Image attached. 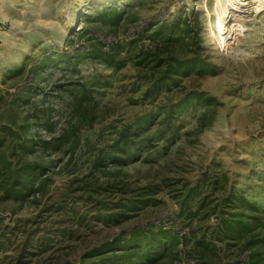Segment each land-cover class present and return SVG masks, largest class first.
<instances>
[{
  "label": "rangeland",
  "instance_id": "rangeland-1",
  "mask_svg": "<svg viewBox=\"0 0 264 264\" xmlns=\"http://www.w3.org/2000/svg\"><path fill=\"white\" fill-rule=\"evenodd\" d=\"M216 22L215 0H0V162L43 166L23 200L0 175V264L119 262L159 229L152 264H262L264 10ZM177 61L201 67L162 78ZM241 212L253 237L227 234Z\"/></svg>",
  "mask_w": 264,
  "mask_h": 264
},
{
  "label": "trees",
  "instance_id": "trees-1",
  "mask_svg": "<svg viewBox=\"0 0 264 264\" xmlns=\"http://www.w3.org/2000/svg\"><path fill=\"white\" fill-rule=\"evenodd\" d=\"M114 14L119 15L115 10ZM96 51V48H92L90 53L93 55ZM194 65L201 67L198 61H193L191 64L177 61L175 65L167 70L162 78L166 79V77H171L175 73L186 72L194 67ZM30 146L29 142L21 143L23 153L27 151ZM8 166L9 164L6 161L2 160L0 162V175L7 174L8 178L10 177L9 191L11 195H13L15 199L23 200L26 195L34 189L33 184L38 178L43 166L31 164L25 160L14 170H10ZM133 203L136 204V202ZM134 204L131 205V208L134 207ZM251 207L253 208V206ZM243 215L244 213L241 212L234 222L226 221L224 223L229 236L238 238L247 235L250 237L254 236V231L259 225L258 218L254 217L253 220H246ZM130 235V239L122 246L124 247V252L119 257L121 261L105 264H152L156 261L157 257L162 256L164 252L167 251V247L175 245L178 241L175 232L172 233L171 231H164L162 229L157 230L156 233L154 231H149L148 233L136 231ZM249 264H255V262L252 260ZM262 264H264V259H262Z\"/></svg>",
  "mask_w": 264,
  "mask_h": 264
},
{
  "label": "bare ground",
  "instance_id": "bare-ground-1",
  "mask_svg": "<svg viewBox=\"0 0 264 264\" xmlns=\"http://www.w3.org/2000/svg\"><path fill=\"white\" fill-rule=\"evenodd\" d=\"M263 10L264 0H215L218 30L224 35L238 32Z\"/></svg>",
  "mask_w": 264,
  "mask_h": 264
}]
</instances>
